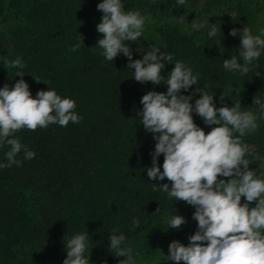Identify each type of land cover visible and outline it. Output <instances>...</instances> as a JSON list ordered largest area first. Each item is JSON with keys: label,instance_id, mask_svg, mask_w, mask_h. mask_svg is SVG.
<instances>
[{"label": "trees", "instance_id": "trees-1", "mask_svg": "<svg viewBox=\"0 0 264 264\" xmlns=\"http://www.w3.org/2000/svg\"><path fill=\"white\" fill-rule=\"evenodd\" d=\"M100 2L0 0V57H20L26 63L23 79L33 97L38 90L53 89L61 98L75 100V112L83 117L66 127L50 124L15 134L36 155L25 160L22 151L17 156L21 166L0 169V264H62L67 255L64 242L86 231L93 243L91 264H118L124 258L108 249L113 228L125 234L128 246L156 221L177 212L187 222L162 235L167 242L164 256L172 240L187 245L197 229L192 218L195 208L154 191L152 183L170 182L150 181L147 176L155 140L142 130L137 111L142 108L143 94L166 92L167 85L137 82L125 56L110 62L101 55L96 45L102 37L96 30L103 15L97 10ZM122 4L124 10H139L152 18L146 27L153 30L154 38L128 42L133 59L143 55L135 51L138 47L145 51L158 47L171 53L174 61L185 62L198 76L197 85L188 92L181 90L192 94L193 103L200 95L194 92L197 87L214 94L217 107L222 106L220 95H225L228 106L240 99L242 109L256 111L262 122L243 141L259 154L260 159L249 166L264 178V116L252 104L254 96L264 100V52L246 75L223 68L224 59L233 55L239 59L240 37L230 36V29L248 27L253 34L264 29V0H187L183 7L176 0H122ZM207 19L220 25V40L219 33L209 38L207 28L192 27ZM82 39L85 46L69 51ZM173 67L167 63L162 75L167 77ZM15 71L0 61V87L5 83L11 87L21 78ZM230 87L243 90L237 96ZM192 115L206 133L215 126ZM8 150L7 145L0 147V162H6ZM158 163L162 171L163 154ZM254 206L255 201L250 204ZM133 217L140 224L130 231ZM163 256L145 264H176L163 261Z\"/></svg>", "mask_w": 264, "mask_h": 264}, {"label": "clouds", "instance_id": "clouds-1", "mask_svg": "<svg viewBox=\"0 0 264 264\" xmlns=\"http://www.w3.org/2000/svg\"><path fill=\"white\" fill-rule=\"evenodd\" d=\"M176 2L178 7H183L187 0ZM97 10L103 13L96 25L97 32L102 34L96 41L102 49L101 55L110 62L121 54L125 56L127 68L133 70L132 78L137 82L167 85L166 92L151 90L143 94L142 108L137 111L139 123L155 140L147 176L150 181L167 179L170 184L152 183L153 190L163 191L170 199L195 208L192 218L197 222V229L188 237L187 245L172 240L162 260L176 264L181 261L184 264H264V178L258 177L249 166L253 160L260 159L259 154L250 151L243 141L259 127L256 111L242 109L240 99L228 106L224 103L225 95H220L222 106L217 107L214 94L197 87L194 92L200 95L193 103L192 94L185 95L181 90L188 92L197 85L198 76L185 62L174 61L171 53L158 47L145 51L142 46L135 50L143 53L141 58L133 59V49L128 42L140 40L146 23L152 21L151 16L139 10L125 12L122 0H101ZM192 27L197 31L207 28L209 38H216L219 33L220 40L222 36L220 25L217 27L208 19ZM229 35L240 37L238 55L243 63L233 55L223 60V68L246 75L264 52V29L253 34L248 27L232 28ZM81 46H85L83 39L69 51H77ZM0 61L6 69H16L15 76L21 77L11 87L7 83L0 87V147L9 146L4 154L6 162H0L2 169L21 166L17 156L22 151L25 160L35 158V152L16 137L20 130L35 131L50 124L66 127L69 122L79 123L83 117L75 112V100L61 98L53 89L38 90L33 97L23 79L26 63L20 57L13 60L0 57ZM167 63H173L174 67L165 77L162 71ZM242 90L229 89L237 96ZM252 104L264 116V100L254 96ZM193 113L201 117L205 125L215 126L206 133L194 122ZM161 154L162 171L158 163ZM242 197L245 198L243 204ZM254 201L255 206L250 207ZM186 222L185 217L176 212L167 219V229H180ZM139 224V219L133 217L129 230H135ZM126 240L125 234L113 228L108 249L116 257L124 258L118 264H135L133 250L126 245ZM64 246L67 255L62 264H91L93 243L87 231L73 235Z\"/></svg>", "mask_w": 264, "mask_h": 264}, {"label": "rangeland", "instance_id": "rangeland-1", "mask_svg": "<svg viewBox=\"0 0 264 264\" xmlns=\"http://www.w3.org/2000/svg\"><path fill=\"white\" fill-rule=\"evenodd\" d=\"M124 11L127 12V10ZM141 37L153 39V30L145 27V30ZM142 42L144 43V41ZM261 122V118H257V123L260 124ZM141 127L142 130L149 136V138L151 140H154L153 135L147 132L142 124ZM27 197H29L30 200H33L34 196L28 195L27 193ZM169 218L170 217L166 216L163 219L156 221L146 233L140 235L131 244L128 245L133 250L135 264H145L146 262L153 260L157 261L163 256V252L167 247V242L163 241L161 237L163 234H170L172 231L176 230L171 228L167 229L166 221Z\"/></svg>", "mask_w": 264, "mask_h": 264}]
</instances>
